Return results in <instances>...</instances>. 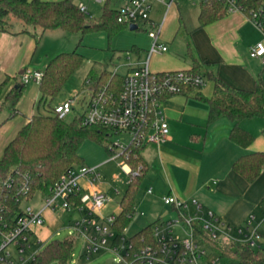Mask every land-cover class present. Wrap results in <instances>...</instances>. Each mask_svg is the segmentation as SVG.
I'll list each match as a JSON object with an SVG mask.
<instances>
[{
  "label": "built area",
  "instance_id": "1",
  "mask_svg": "<svg viewBox=\"0 0 264 264\" xmlns=\"http://www.w3.org/2000/svg\"><path fill=\"white\" fill-rule=\"evenodd\" d=\"M152 1L164 4L167 8L174 0H127L119 7L117 21L137 28L147 23L150 29L148 37L152 41L147 59L141 63H129L123 73L108 68L107 83L93 87L86 80L85 92L88 99L85 109L80 114L82 124L96 125L109 129L112 135L123 132L131 134L127 145L120 141L107 146L109 152L105 163L122 160L119 165L127 176L126 184L137 174L127 163L129 146L158 145L167 139L168 124L161 107L164 97L183 93L186 89H199L206 80L200 73L190 70L152 72L149 69L150 55L159 50L164 52L166 46L160 42L162 24L149 19ZM227 13H242L252 25L264 36V0H216ZM83 12L85 8L80 7ZM249 57L264 59V40L249 47ZM41 70L23 69L19 74L20 81L38 83L42 78ZM120 76L119 86L113 78ZM76 96L53 106V113L65 117L73 111ZM110 147V148H109ZM118 149V151H117ZM96 167H73L61 175L50 189L48 195L42 196V207L35 211L30 207H21L12 214L0 193V264H32L44 245L50 241L40 239L38 229L45 226V212L62 209L77 212L80 219L70 221L68 228L74 229L86 240L85 257L99 250L111 251L116 257L109 264H237L220 257L211 247L203 242L201 233L217 243H235L250 248L260 247L264 241V216L250 215L238 226L230 225L216 217L210 211H202L200 204L192 200L196 212L187 214L189 203L173 195L162 196L163 205L169 206L176 213L174 219L163 221L158 218L151 225V237L140 240L125 235L114 228L118 215L103 213L111 198L103 191L94 189L86 192L85 185L91 186L101 176ZM10 178L0 180V189L10 187ZM27 188L22 183L20 193L25 197ZM118 194V189H113ZM152 194V188L146 190ZM30 199V198H29ZM120 210V206L118 207ZM200 227V233L196 229ZM183 235V236H182ZM71 239V238H69ZM74 241V240H73ZM121 242L119 249L114 246Z\"/></svg>",
  "mask_w": 264,
  "mask_h": 264
},
{
  "label": "trees",
  "instance_id": "2",
  "mask_svg": "<svg viewBox=\"0 0 264 264\" xmlns=\"http://www.w3.org/2000/svg\"><path fill=\"white\" fill-rule=\"evenodd\" d=\"M118 12L119 8H112L110 0H104L101 12L96 18L81 11L80 6L73 0H0V33L11 35L27 33V28L32 26L40 28L42 33L53 30L80 34L104 32L110 41L117 32L128 27L117 21ZM227 14L226 8L216 0H200L198 28L207 26ZM9 17L22 22L25 26L20 31L12 30L13 25L9 22ZM83 61L84 57L74 49L71 52L56 54L47 62L45 68L41 70L42 78L37 83L38 97L33 104L35 112L28 117L2 150L0 180L10 178L13 183L8 188H1L0 193L12 214L18 211L19 203L23 199L31 198L36 192L43 196L48 195L61 175L73 167L85 166L79 156V149L84 141L102 144L112 136V132L107 128L82 124L81 115L67 121L65 117L53 113L51 102ZM192 61L190 71L202 74L206 81L212 83L210 97H205L200 92L195 94L207 106L206 123L209 125L222 116L226 117L233 124L229 140L241 148L249 147L253 136L242 129L239 122L252 118L264 119V80L259 76L251 90L233 88L215 73L204 68L197 59ZM98 68L99 72L89 74L86 79L93 87L107 83L108 67L100 65ZM120 79L117 75L112 81L119 86ZM9 81L13 84L0 103V110L6 108L9 112L5 121L19 114L17 105L26 85L18 82L15 76L6 75L0 83V93ZM197 90L188 88L180 94L187 95ZM2 124L3 122H0V127ZM104 148L109 154L107 146ZM142 148L143 146H129L127 149V163L132 170L138 171L127 184V189L119 202L120 210L114 224V228L119 232L126 228L134 214L136 195L149 170V165L141 156ZM231 167L236 174L251 183L264 167V152L244 154L235 160ZM22 183L27 188L26 198L19 192ZM151 226V224L145 226L131 238L150 240ZM196 229L200 233V227L196 225ZM200 235L203 242L220 257L237 264H264V251L261 247L254 251V248L246 245L217 243L209 240L204 233ZM73 245L74 241L69 238L50 240L32 264H70Z\"/></svg>",
  "mask_w": 264,
  "mask_h": 264
},
{
  "label": "crops",
  "instance_id": "3",
  "mask_svg": "<svg viewBox=\"0 0 264 264\" xmlns=\"http://www.w3.org/2000/svg\"><path fill=\"white\" fill-rule=\"evenodd\" d=\"M165 2H169V0H165ZM177 5V0H174L168 8L164 5L166 8L163 15L165 38H169L170 30L171 33L174 30L178 33L181 26L184 27ZM244 17L245 15L242 13L234 12L200 28L210 37V47L204 51L196 46L198 37H196L195 31L197 30L194 31L195 33H188L184 27L190 40L187 43L188 58L186 59L176 56L169 48V42L160 40L166 46V50L164 52L156 50L150 55V71L160 73L190 70L193 65L192 60L197 59L204 68L215 73L233 88L253 89L257 79L254 80L252 72L246 70L243 66L244 63L238 61L233 47L235 39L233 35H237V30L240 27L249 25V20ZM150 20L158 23L153 19ZM29 36L33 37L29 30L27 33L17 35L0 33V83L6 75H19L22 70L18 69H21L27 63L33 42ZM188 45L190 48H188ZM149 50L145 51L142 58L139 55V50L135 49L138 53L137 57L140 59L137 58V61L135 60L133 63L145 61ZM261 60L264 61V59ZM150 62L152 63V69L150 68ZM12 84V81H9L6 91L10 89ZM202 91L201 87L187 95L177 94L163 98L161 107L168 124V135L167 139L158 145H146L149 146L152 154L149 153L145 157L141 152L142 158L149 165L146 176L150 175L155 186L152 189V194H147L146 189L144 197L147 199L148 206L152 208L156 202H159V200L161 202L160 198L162 196L173 195L189 203L187 210L189 214L196 212L195 208L190 205L192 200H196L202 211H210L222 221L238 226L250 215H255L258 218L264 216V167H262L258 177L251 183L246 182L231 167L232 163L244 154L264 152V119L252 118L239 122V126L253 136L250 146L241 148L229 140V133L233 124L226 117L222 116L209 125L206 123L207 106L195 96L196 92L202 94ZM211 94L212 83L210 82V89L202 95L210 97ZM175 96H181L186 100L183 102L182 99ZM189 98L196 101H191L194 103L188 105L187 100ZM196 102H203L204 105H200L199 108L192 105L197 104ZM193 115H199L203 124L199 125L198 131L193 132L194 134L191 137L179 140V126L182 117L194 118ZM30 116L23 115L20 120L12 121L13 123L11 122L0 128V155L5 145ZM94 183L91 186L85 185V191L101 190ZM163 184L165 185L164 188ZM101 191L109 196V189L108 191L103 189ZM117 210L119 212L118 208ZM48 215L50 213L46 212L45 217H48ZM140 215L144 216V213L141 212ZM158 218H161L160 212L153 215V219L151 222L149 221L148 225Z\"/></svg>",
  "mask_w": 264,
  "mask_h": 264
},
{
  "label": "rangeland",
  "instance_id": "4",
  "mask_svg": "<svg viewBox=\"0 0 264 264\" xmlns=\"http://www.w3.org/2000/svg\"><path fill=\"white\" fill-rule=\"evenodd\" d=\"M46 1H58V0H46ZM127 0H110V5L112 8L118 9L125 4ZM200 0H177L178 8L184 23L186 31L196 32V37H198V43L196 46L200 49L208 50L209 45V35L205 34L203 30L198 28L197 16L199 9ZM73 2L78 6H83L86 9V13L90 17H98L101 12L102 3L104 0H73ZM165 7L157 1H152V8L149 13V18L158 22L163 23L161 28V38L160 40L164 42H169V48L180 58H188L187 43L190 42L188 34H186L183 25L180 31L177 33L175 30L165 38V26L163 15L165 13ZM230 14V13H229ZM243 18V16H241ZM245 18V17H244ZM9 22H12V30L20 31L25 25L12 18H8ZM177 26V23H176ZM150 29L147 23H142L139 25L138 29L130 31L127 28L117 32L110 41L104 32L96 33H69L62 30H55L51 32H45L42 35L40 28L29 26L27 30L31 32L33 37L29 36L33 41L31 44V50L27 63L24 67L18 70H23L24 68L30 70H43L48 62L53 56L61 52H71L74 49L77 50L84 57L82 65L71 75V77L62 86L59 94L51 102V106L57 105L64 102L67 99H71L76 96V101L73 103V111L65 116V120L70 121L74 116L80 115L85 109V101L88 99V95L85 92L84 82L88 78L89 74L96 71L99 72V66L106 65L108 68H116L118 74L123 73L124 66L129 63H133L138 57L135 49L139 50L140 57L143 58L145 51L151 48L152 41L147 35V31ZM194 32V33H195ZM234 39V50L235 56L240 61L244 63V68L253 74V79H258L260 76L264 80V61L261 59H252L248 55V47L255 45L257 42L264 40V36L249 22V25L240 27L237 30V35H233ZM193 38V35H192ZM213 40L214 37L212 36ZM194 41V39H192ZM195 45V44H194ZM140 59V58H138ZM137 61V60H136ZM151 63V62H150ZM152 69V63L150 64ZM17 70V71H18ZM92 71V72H91ZM249 72V73H250ZM9 76H15L16 80L19 82V75L13 74ZM210 89V81H206L204 86H202V94L207 93ZM7 86L0 93V103L4 99L6 94ZM38 96V85L35 82H29L25 85L22 97L17 105V110L19 114L13 119L5 121L8 117L9 112L6 108L0 110V122H3L1 127L11 123L15 120H20L23 115L30 116L35 112L32 105L36 101ZM180 98L185 102L181 96H175ZM191 101H196L193 98L187 100L188 105ZM196 107H201L203 102H196ZM201 103V104H200ZM204 105V104H203ZM44 113V110L41 111ZM198 114V113H196ZM194 118L189 116L182 117L179 129V140L186 139L193 135V132L198 131L199 125L203 124L199 115H193ZM13 123V122H12ZM0 127V128H1ZM131 139V134L123 132L120 134L112 135L108 141H104L102 144H98L92 141H84L79 149V156L81 157L83 164L88 167L101 166L98 169L100 177L95 181L94 185L99 187L101 190L108 191L109 197L111 198V203L108 204L104 214L110 212L118 213V204L125 190L127 189V176L121 171L119 165L122 164L121 159L116 161H111L105 163L108 159V154L104 146H110L111 143H116L120 141L124 146L128 144ZM111 142V143H109ZM111 147V146H110ZM109 147V148H110ZM118 151V149H117ZM141 152L147 157L150 151L149 146H143ZM152 187L155 188L153 181H151L150 175L146 176L141 184L140 189L135 198V209L128 225L126 226L125 235L128 237L133 236L142 228L148 225L149 221L153 219V215L157 212L161 213V220L168 221L176 217V213L173 212L169 206L163 205L162 202H156L151 208L148 206L147 199L144 197V191ZM165 185L163 184V188ZM113 189H118L119 193L113 192ZM42 194L36 192L33 196L21 202V207H30L31 209L38 211L42 207ZM144 213L141 216L140 213ZM187 212V211H186ZM46 213V212H45ZM44 213V217H45ZM50 215L45 217V226L38 230V236L40 239H46L48 233L50 234V240H64L71 238L74 240L73 251L70 258V264H106L108 259H112L115 256L114 253L107 250H99L89 256L85 257L86 250V240L81 234L77 233L76 230L68 228L70 221L80 219V215L77 212H67L62 209H57L54 212H49ZM188 214V213H187ZM183 236V235H182ZM121 242H117L114 246L119 249ZM262 251H264V241L260 243ZM257 251V248H254Z\"/></svg>",
  "mask_w": 264,
  "mask_h": 264
},
{
  "label": "water",
  "instance_id": "5",
  "mask_svg": "<svg viewBox=\"0 0 264 264\" xmlns=\"http://www.w3.org/2000/svg\"><path fill=\"white\" fill-rule=\"evenodd\" d=\"M128 29H129L130 31H134V30L137 29V26H136L135 24H131V25L128 26ZM20 73H21V71H20ZM20 73H19V74H20ZM110 262H111V260H107V261H106V264H109Z\"/></svg>",
  "mask_w": 264,
  "mask_h": 264
}]
</instances>
